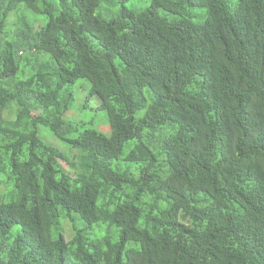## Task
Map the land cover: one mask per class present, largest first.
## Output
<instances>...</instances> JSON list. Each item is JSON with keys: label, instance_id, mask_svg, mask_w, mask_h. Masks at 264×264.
Masks as SVG:
<instances>
[{"label": "trees", "instance_id": "16d2710c", "mask_svg": "<svg viewBox=\"0 0 264 264\" xmlns=\"http://www.w3.org/2000/svg\"><path fill=\"white\" fill-rule=\"evenodd\" d=\"M131 1L0 0V264H264V0Z\"/></svg>", "mask_w": 264, "mask_h": 264}, {"label": "rangeland", "instance_id": "374dc122", "mask_svg": "<svg viewBox=\"0 0 264 264\" xmlns=\"http://www.w3.org/2000/svg\"><path fill=\"white\" fill-rule=\"evenodd\" d=\"M136 1H141L142 2V5H141V8H146L149 4V0H134V1H131V2H128L126 4V7L129 8V9H133L134 7V4ZM119 8L117 9H113L111 12H116ZM107 11V9H105ZM76 93H77V97H76V101H75V104L73 106V109L72 111L68 114V118L69 119H72L73 122H76V121H79V118L82 117L81 120H88L90 118H92L95 114H84L83 116L80 114H78L76 111H78V109L83 105L85 104V101H86V94H84L83 91H80V89L78 88V85L76 86ZM97 104L96 100H93L92 101V105L93 107H95ZM78 115V116H77ZM96 118L99 119L100 121H102L104 119V121L106 122V114L104 112H98V114L96 115ZM104 124L101 122L100 126H103ZM99 126V127H100ZM98 127V128H99ZM45 130V129H44ZM44 132V131H43ZM42 137H46L47 140L52 144V145H55L56 147H59L61 148L62 151L64 152H69V149L65 146H62L60 144V142L54 138L53 136H49L47 135L46 133H42L41 134ZM61 167L66 171L68 172L69 174L71 175H74L75 173V169L71 166H69V164L66 162V161H59Z\"/></svg>", "mask_w": 264, "mask_h": 264}]
</instances>
